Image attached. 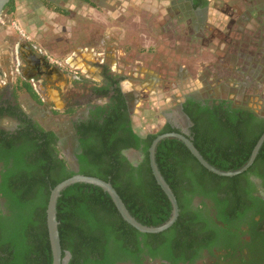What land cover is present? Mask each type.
<instances>
[{
    "label": "trees",
    "instance_id": "16d2710c",
    "mask_svg": "<svg viewBox=\"0 0 264 264\" xmlns=\"http://www.w3.org/2000/svg\"><path fill=\"white\" fill-rule=\"evenodd\" d=\"M17 1L11 0L3 14L12 17ZM39 1L47 10L70 15L51 1ZM182 1L188 11L209 5L207 0ZM219 59L221 64L230 58ZM246 66L240 83L256 92L264 85V68L253 58ZM208 74L204 73V78ZM105 76L107 83L94 85L91 94L108 102L94 106L86 121L69 128L77 141L75 169L64 158L56 133L43 128L16 103H0V118L6 116L20 123L14 133L0 130V199L5 202L4 210H0V264H53L47 205L51 191L75 175L111 184L129 214L144 227H159L170 219L171 203L153 176L149 149L157 137L179 132L165 124L156 133L141 135L134 129L119 80ZM20 85V90L42 106L31 86ZM13 96L16 98V91ZM259 99L261 108L257 111L246 102L232 99H200L193 94L184 98L182 113L191 124L186 138L211 167L231 173L249 162L264 134V96ZM65 113L72 115L74 110ZM138 151L144 160L135 168L124 154ZM155 162L181 208L174 224L158 234H142L123 220L102 189L75 184L62 192L56 208L62 257L70 255L67 264H139L138 246L147 248L151 240L168 234V254L162 258L172 264H196L199 260L204 264H264V200L253 196L251 181V177L258 179L264 188V142L249 168L233 177L208 171L176 139L158 143ZM182 169L184 190L200 198L202 206L208 201L221 226L211 220L200 225L196 214L182 213L176 194ZM222 251L227 254L221 255Z\"/></svg>",
    "mask_w": 264,
    "mask_h": 264
},
{
    "label": "rangeland",
    "instance_id": "374dc122",
    "mask_svg": "<svg viewBox=\"0 0 264 264\" xmlns=\"http://www.w3.org/2000/svg\"><path fill=\"white\" fill-rule=\"evenodd\" d=\"M48 1L68 10L70 15L47 10L39 0H18L15 14L10 17L4 13L1 18L0 39L2 35L10 43L18 39L15 24L43 56L47 54L63 62L51 53L59 40H71L75 47L90 40L91 35L92 41L107 35L109 50L121 56L124 76L136 72L139 66L142 74L153 72L159 77L154 84L142 78L139 83H131L126 78L123 93L134 129L141 135L156 133L169 121L188 132L191 124L180 105L191 94L200 99L243 101L257 111L261 108L259 98L264 96V85L255 92L246 90L240 82L247 60H259L264 66V0H208L209 8L194 16L184 14L181 0H90L91 4L81 0ZM68 46L57 45L61 53ZM219 58L230 59L220 64ZM57 68L65 70L66 66ZM200 72L209 73L208 80L202 82ZM89 87L86 84L78 93L88 103L86 108L77 110L82 119L89 105L98 103V99L88 98ZM3 100L14 99L10 86L0 78V101ZM23 108L28 113L33 111L27 104ZM33 114L35 120L56 134H68L71 119L53 120L50 113L48 116L43 111ZM0 124L9 129L14 122L3 119ZM62 154L75 168L68 151Z\"/></svg>",
    "mask_w": 264,
    "mask_h": 264
},
{
    "label": "crops",
    "instance_id": "0c3cea01",
    "mask_svg": "<svg viewBox=\"0 0 264 264\" xmlns=\"http://www.w3.org/2000/svg\"><path fill=\"white\" fill-rule=\"evenodd\" d=\"M15 35L18 36L16 33ZM17 38L13 43H10L7 40L8 37L4 35L0 39V78L10 86L14 99L3 101L16 103L27 115L32 116L33 120L36 116L33 114L34 111H43L48 116L50 113L53 120L63 118L71 119L73 122L79 121V118L82 119V117H80V112L77 110L81 107L86 108L85 106L88 103L84 102V97H79L78 93L86 84L90 85L88 98L98 99V103L94 106L104 105L108 102L106 98L94 97L91 94L94 85L103 86L107 83L105 75H110L119 80L122 92H124L125 82L129 80L131 83H139V78H142L141 80L149 81L152 84L159 81L156 73L144 72L142 74L139 66L136 72L134 70L131 75L124 76V69L120 65L121 56L118 52H112V49L109 50L110 41L107 35L96 37L95 40L99 41H92L93 35H91L90 40L84 41L82 44L77 43L78 45L75 47L72 46L73 41L71 40H65L64 43L59 40L55 48H51V53L63 60L66 66L65 70L49 65L40 50L22 37L18 36ZM69 38H73L72 35ZM66 43L69 46L64 53H61L57 45ZM198 76L202 77V82L207 79V77L204 78V73L200 72ZM22 83L32 87L42 101V106H38L25 91L19 89ZM15 91L17 93L16 98L13 96ZM123 94L125 96V93ZM101 100L104 102H101ZM24 104H27L33 111L30 113L25 111ZM89 106V109L84 112L85 117L89 116L91 109L94 107ZM68 109L74 110V113L72 115L66 114L65 112ZM54 112L57 114H53ZM37 122L46 130L53 131L44 127L40 121Z\"/></svg>",
    "mask_w": 264,
    "mask_h": 264
},
{
    "label": "water",
    "instance_id": "95a60500",
    "mask_svg": "<svg viewBox=\"0 0 264 264\" xmlns=\"http://www.w3.org/2000/svg\"><path fill=\"white\" fill-rule=\"evenodd\" d=\"M10 1L11 0H0V16L3 14L5 6ZM186 119L189 121L187 117ZM164 139H176L182 142L188 148L190 153L196 158V160L208 171L218 176H222V177H233L237 174L245 172L249 168V166L253 163L262 143L264 142V134L258 141L255 149L253 150L249 162L242 169L236 172H231V173L220 172L216 170L215 168L211 167L206 161L203 160V158L194 148L191 141L188 140L185 135L170 133V134H165V135L157 137V139L153 142L151 148L149 149L150 166H151L152 173H153V176L157 184L167 196L168 200L170 201L172 205V210H173L171 218L164 225L159 226V227H144L140 223H138L129 214L122 200L120 199V197L118 196V194L116 193L112 185L98 178L86 177L82 175H75L63 181L62 183L58 184L50 193V198H49L47 210H46L47 230H48L50 246H51V250L53 254V264H64V262L65 261L67 262V260L70 258V255L68 253H66V260L65 258L62 257V251L60 247V240H59V234H58V222L56 219V216H57L56 208H57V202L59 198L61 197L62 192L68 187L73 186L75 184L91 185V186L102 189L105 193H107L110 196L112 202L114 203L115 207L117 208L123 220L142 234H158V233H161L167 230L174 224L178 216V208H177L176 199L174 195L172 194L169 186L165 183L160 172L158 171V168L155 162L156 147L158 143Z\"/></svg>",
    "mask_w": 264,
    "mask_h": 264
},
{
    "label": "flooded vegetation",
    "instance_id": "af4514ba",
    "mask_svg": "<svg viewBox=\"0 0 264 264\" xmlns=\"http://www.w3.org/2000/svg\"><path fill=\"white\" fill-rule=\"evenodd\" d=\"M89 2H90V0H89ZM88 4H91V2ZM209 6H210V4L208 5V7H205L202 9H190L189 11L187 9L186 10L184 9V14H186V15L190 14V13L200 14L199 12H204L207 8H209ZM257 61H258V64L264 68V66L261 64V61H259V60H257ZM125 99H126V97H125ZM219 101H222V100H219ZM2 102H4V101H2ZM183 103H184V100L181 103L180 108L182 107ZM128 111H129V108H128ZM129 114H130V111H129ZM88 117L89 116H86L85 118L80 119L77 122L72 121L69 128L76 123L86 121L88 119ZM31 118H33V117L31 116ZM3 119H7V120L14 122V125L12 128L7 129V128L2 127L0 124V130L5 131V132H9V133H14L18 130V128L20 126V123L18 120L5 116V117L0 118V123H1V120H3ZM165 124H169L173 129L178 130L179 133H175V134L185 135L186 137L189 136V129L190 128L188 129V132H184V130L180 129L179 127H177L175 124H173L170 121L165 122L163 127L165 126ZM69 128L67 129L68 134L66 136L56 134L59 138L57 144L60 147L63 146L62 147L63 151H65V150L68 151V153L74 158V164L76 165V159L73 156V152H74V149L77 147V141L74 138V130L72 128L71 129H69ZM124 156L127 160H129L132 163V166L135 168H138L144 160V155L141 151L133 152V153H125ZM182 170H183L182 172L178 173V185H176V194H177L179 202L181 203L182 213L184 214V212H186V213H188L189 216H193L194 214H196L199 217L200 223L198 221L197 222L200 225L203 223V221H207L208 223H210L209 220H211L214 224L221 226V224L219 222L215 221V210L208 201H205L204 202L205 205L202 206V201L200 200V198H198L196 196H192L191 194H189L187 191L184 190L185 189V187H184V169H182ZM1 172H2V168L0 165V173ZM251 181H252L254 188H255L253 191V196L264 200V188L262 187L261 182L258 179H255L253 177H251ZM4 205H5L4 200L0 199V210H4ZM171 208H172V205H171ZM177 208H178V206H177ZM180 209H178V215L180 213ZM172 211L173 210H171V214H170L171 216H172ZM192 213H194V214H192ZM171 216H170V218H171ZM169 238H170V235L168 234L167 236H164L161 239H158L157 241L151 240L149 242V247H147V248H145L144 244H140L138 246L139 250L137 249L138 250L137 251V253H138L137 257L140 259L139 264H172L168 260L162 258L163 255L168 254L167 251L169 248H166L167 247L166 240ZM139 241H142V239L139 238ZM172 253H173V250L171 249V254ZM245 253H246V250H244V254ZM225 254H227L225 251L221 252V255H225ZM153 255H156L155 259H152L153 257H151V256H153ZM189 255H191V253ZM64 258L66 260V256ZM68 260H67V262H68ZM67 262L65 261L64 264H67ZM201 263L202 262L200 260L196 262V264H201ZM125 264H135V263L131 262V263H125ZM185 264H188V263H185Z\"/></svg>",
    "mask_w": 264,
    "mask_h": 264
},
{
    "label": "built area",
    "instance_id": "2783aa9c",
    "mask_svg": "<svg viewBox=\"0 0 264 264\" xmlns=\"http://www.w3.org/2000/svg\"><path fill=\"white\" fill-rule=\"evenodd\" d=\"M2 16H3V14L0 16V22L3 24V22L1 21ZM13 28L17 31V33H18L22 38H24L25 40L28 38V37H26V35H25V33L23 32V30H21V29H20L19 27H17L15 24H13ZM44 57H45V59H47V61H48L50 64H52V65H54V66H56V67H59V68H64V67H65V65H64L63 62H61V61H59V60H57V59H55V58H53V57H51V56H49V55H47V54H44Z\"/></svg>",
    "mask_w": 264,
    "mask_h": 264
}]
</instances>
